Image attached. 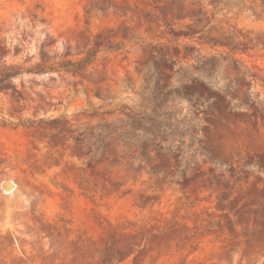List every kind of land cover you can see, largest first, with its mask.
I'll return each mask as SVG.
<instances>
[{
    "label": "rangeland",
    "instance_id": "rangeland-1",
    "mask_svg": "<svg viewBox=\"0 0 264 264\" xmlns=\"http://www.w3.org/2000/svg\"><path fill=\"white\" fill-rule=\"evenodd\" d=\"M3 66L0 264H264V0H0Z\"/></svg>",
    "mask_w": 264,
    "mask_h": 264
},
{
    "label": "trees",
    "instance_id": "trees-1",
    "mask_svg": "<svg viewBox=\"0 0 264 264\" xmlns=\"http://www.w3.org/2000/svg\"><path fill=\"white\" fill-rule=\"evenodd\" d=\"M67 64H73V63H67ZM60 68H65V65H59ZM0 82L11 77L14 74L19 73L16 70V67L14 66H3L2 68H0Z\"/></svg>",
    "mask_w": 264,
    "mask_h": 264
},
{
    "label": "water",
    "instance_id": "water-1",
    "mask_svg": "<svg viewBox=\"0 0 264 264\" xmlns=\"http://www.w3.org/2000/svg\"><path fill=\"white\" fill-rule=\"evenodd\" d=\"M4 187H6V188H10V183H9L8 180L4 182Z\"/></svg>",
    "mask_w": 264,
    "mask_h": 264
},
{
    "label": "bare ground",
    "instance_id": "bare-ground-1",
    "mask_svg": "<svg viewBox=\"0 0 264 264\" xmlns=\"http://www.w3.org/2000/svg\"><path fill=\"white\" fill-rule=\"evenodd\" d=\"M9 183H10V187H14L13 181L9 180Z\"/></svg>",
    "mask_w": 264,
    "mask_h": 264
}]
</instances>
